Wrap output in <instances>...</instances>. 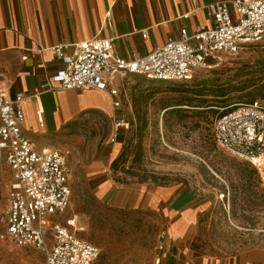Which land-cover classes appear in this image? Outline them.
Here are the masks:
<instances>
[{"label": "rangeland", "instance_id": "obj_1", "mask_svg": "<svg viewBox=\"0 0 264 264\" xmlns=\"http://www.w3.org/2000/svg\"><path fill=\"white\" fill-rule=\"evenodd\" d=\"M117 83L131 125L116 144L114 119L97 112L54 136L53 147L67 152L74 168L67 214L79 215V236L100 248L94 264H155L175 196L199 209L192 243L198 253L226 259L264 244V182L252 164L220 148L212 133L230 106L264 98V40L227 56L221 68L197 70L188 81L127 74ZM0 172V264H44L39 250L1 238L9 187L3 163ZM163 189L172 190L171 197L153 200Z\"/></svg>", "mask_w": 264, "mask_h": 264}, {"label": "built area", "instance_id": "obj_2", "mask_svg": "<svg viewBox=\"0 0 264 264\" xmlns=\"http://www.w3.org/2000/svg\"><path fill=\"white\" fill-rule=\"evenodd\" d=\"M215 26L179 37H169L149 54L126 59L114 49L110 38L54 48L66 67L47 82L43 90H108L118 76L140 74L160 81H188L199 69H218L227 56L246 45L264 40V0H221L209 6ZM148 36V30L143 37ZM74 48L72 54L64 49ZM8 77L0 71V162L11 171L13 183L5 208L6 229L1 238L17 247L42 252L44 264H94L100 248L79 236L84 230L77 214L68 215L72 205L74 169L66 152L59 148L38 149L24 133V93L12 97ZM120 95V89H112ZM120 110L114 116L111 141L130 122ZM215 143L236 158L252 164L264 182V98L230 106L213 124Z\"/></svg>", "mask_w": 264, "mask_h": 264}, {"label": "crops", "instance_id": "obj_3", "mask_svg": "<svg viewBox=\"0 0 264 264\" xmlns=\"http://www.w3.org/2000/svg\"><path fill=\"white\" fill-rule=\"evenodd\" d=\"M217 1L221 0H0V71L8 77L12 97L25 94V135L38 149L57 148L54 136L83 114L97 112L113 120L120 111L114 102L121 96L111 91L119 89L120 76L108 90H43L47 82L57 85L55 77L66 67L55 47L104 37L113 40L122 57H142L169 37H179L183 28L191 34L214 27L209 6ZM73 50L68 46L64 52ZM0 163L8 170L9 192L11 171ZM172 193L155 191L153 200L162 201ZM167 213L174 218L164 232L163 251L155 264H264V244L226 259L198 253L192 243L199 209L185 206L175 196Z\"/></svg>", "mask_w": 264, "mask_h": 264}, {"label": "trees", "instance_id": "obj_4", "mask_svg": "<svg viewBox=\"0 0 264 264\" xmlns=\"http://www.w3.org/2000/svg\"><path fill=\"white\" fill-rule=\"evenodd\" d=\"M198 94V93H197ZM254 101V100H253ZM229 109H230V107H229ZM228 110H226L225 112H227ZM225 112H222V114L223 113H225ZM135 113L137 114V118H138V120H139V122L140 123H145V119H146V116L143 114V115H141L140 114V109L137 107V103H135ZM221 115V114H220ZM219 115V116H220ZM129 122H130V125H131V120H129ZM128 149H129V146H127V147H125L124 149H123V151L121 152V154L113 161V163H112V167L114 168V169H117L118 168V165H119V163L123 160H125V158H126V156H127V154H128Z\"/></svg>", "mask_w": 264, "mask_h": 264}]
</instances>
